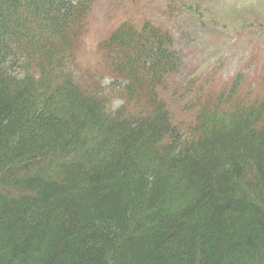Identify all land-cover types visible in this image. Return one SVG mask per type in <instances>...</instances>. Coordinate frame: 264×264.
Returning <instances> with one entry per match:
<instances>
[{
	"label": "trees",
	"instance_id": "16d2710c",
	"mask_svg": "<svg viewBox=\"0 0 264 264\" xmlns=\"http://www.w3.org/2000/svg\"><path fill=\"white\" fill-rule=\"evenodd\" d=\"M96 4L0 0V264H264V75L177 106L175 37L146 19L97 76Z\"/></svg>",
	"mask_w": 264,
	"mask_h": 264
},
{
	"label": "rangeland",
	"instance_id": "374dc122",
	"mask_svg": "<svg viewBox=\"0 0 264 264\" xmlns=\"http://www.w3.org/2000/svg\"><path fill=\"white\" fill-rule=\"evenodd\" d=\"M146 19L159 21L175 37L181 68L170 78L169 87L183 96L177 106L199 96L201 85L219 91L236 77L242 79L243 91L261 89L264 0H97L80 46V68L106 76L100 42L122 21L140 25ZM110 82L109 77L102 81L104 86ZM118 105L120 101L114 103ZM177 116L189 123L194 112Z\"/></svg>",
	"mask_w": 264,
	"mask_h": 264
}]
</instances>
